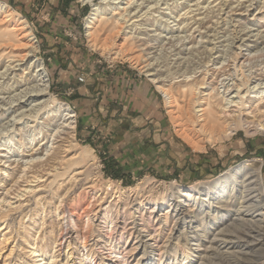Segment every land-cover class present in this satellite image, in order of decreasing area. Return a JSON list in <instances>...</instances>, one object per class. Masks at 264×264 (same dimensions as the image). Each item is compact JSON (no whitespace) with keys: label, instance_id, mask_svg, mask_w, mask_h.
Here are the masks:
<instances>
[{"label":"rangeland","instance_id":"obj_1","mask_svg":"<svg viewBox=\"0 0 264 264\" xmlns=\"http://www.w3.org/2000/svg\"><path fill=\"white\" fill-rule=\"evenodd\" d=\"M167 1L169 5L160 0L142 17L131 18L132 11L113 31L97 32L93 42L86 28L93 4L108 8V13L113 2L129 10L133 5H126L127 0H0L18 12V20L28 21L39 46L36 54L48 72L51 95L76 113L73 139L62 129L52 131L61 124L52 107L36 112L34 103L20 102L19 92L30 72L20 67L2 71L9 51L26 52L27 41L7 45L0 37V217H5L4 223L0 221V264H43L46 259H38L45 256L35 257L34 247L55 254L54 264H202L216 252L228 255L240 250L215 241L234 222L264 226L263 205L257 197L250 201L242 179L232 202L207 201L202 211L188 201L172 211L167 203L148 202L149 192L143 196L152 186V194L159 196L175 182L212 185L244 162L260 167L264 182V132L237 127L231 137L213 143L199 131L195 138L205 149L194 150L178 137L169 112L173 107L142 68L149 60L174 87L194 85L195 112L199 104L213 102L227 126L235 127L238 119L246 126L264 123V0ZM106 38L109 47L103 49ZM121 48L127 57L118 55ZM96 71L111 81L128 71L148 83L158 94L162 119L160 126L157 117L149 121L157 130L165 126L186 147V157L167 155L166 150L163 158L158 156L164 143L161 135L159 140L151 125H140V135L135 130L137 119H147L141 112L128 109L133 116L127 121L110 110L98 112L93 123L81 114L78 96L61 75L74 73L72 84L83 76L85 81L79 84L87 85L89 74ZM225 98L232 102L225 104ZM149 144L156 149L147 155L144 146ZM82 148L88 154H80ZM249 203L259 207L247 209Z\"/></svg>","mask_w":264,"mask_h":264},{"label":"bare ground","instance_id":"obj_2","mask_svg":"<svg viewBox=\"0 0 264 264\" xmlns=\"http://www.w3.org/2000/svg\"><path fill=\"white\" fill-rule=\"evenodd\" d=\"M82 1L85 3H93L94 0ZM138 1H141V3H138ZM168 2L169 1L164 0V3L162 4L169 5ZM126 3V5L129 4V6L133 5V8L129 10L125 6L122 7L121 4H118L116 2L111 3V5L109 6V13H112L113 17H107L109 14L107 12L108 8L96 6V4H93L94 7L92 9V12L89 14L86 21L87 35L90 37L91 41H96L94 35L97 32H111L116 28L118 24L126 22L127 17L131 15L132 11H134V15H132L131 18L139 16L142 17L144 14H149V12L152 11H149L150 8H152L153 6H157L160 3V0H153L150 2L148 0H127ZM195 6L199 7L200 3H196ZM144 8H147L144 13L139 14L141 11H143ZM167 9L175 10V8L173 7H168ZM11 10L9 9V6L7 4L0 3V17L2 18V25H0V30L2 28V31H0V37L5 38L4 42L7 45L10 44L8 42L22 43V40H25L27 41L25 42V45L28 46L29 50L20 53H16V51L10 50L6 69L2 72L5 73L10 70H15V67H20L19 69L23 68L27 71L26 73L30 72V76L24 79V83L22 84V86L25 85V88H23L19 92L20 99L18 100L20 102H23L24 105H31L32 103H34L32 106H34V110H36V112H40L41 110H43V108L52 107L50 108V110L52 111V115L59 116L61 120V124L52 129V131L60 132V129H62V132L67 134L66 136H68V138L70 137L74 139L76 129V113L68 103L61 102L51 95L49 89L50 79L46 70V66L36 54L39 50V46L37 40L35 39L34 33L32 32L31 27L28 25V21L25 18L19 19V21L16 18L18 12L14 9ZM187 12L188 11H186L185 14ZM171 13H173V11ZM117 15L119 17H117ZM3 26H5L4 29ZM10 26L11 29H9ZM23 30H25L26 33L23 36L19 37V35H21V31ZM108 41L109 40H107L106 38L103 43V49H107L109 47ZM98 42L96 43L98 44ZM214 48L215 46L212 47V50ZM117 53L118 55L125 54H122V48ZM128 54L126 53L124 57H127ZM118 55L116 57H118ZM225 60L226 58H224L222 61ZM153 65L154 62L145 60V64L142 66V68L145 72H147L148 76H151L152 81L157 84L158 89H160V91L165 94L164 96L166 97V103L168 104V106L173 107L169 112L172 113V119L175 123L176 133L178 137L181 138L190 147L194 148V150L201 152L203 149H205V145L203 144V142L195 138V136L198 135L197 132L199 131L207 133V138L213 143L231 137L236 131L237 127L246 128V131L249 132L251 130H254V132H264V123L246 126L245 123L242 124V122L238 119L237 125L235 127L227 126V120L221 117V110H218V107H216L213 102L211 103L208 101L209 103L207 104V106L199 104L198 106L200 108L196 111V114L194 107L195 101L191 98V94L195 93L196 87L194 88V85H191V83L189 84L188 82L179 84L177 87H174L172 83H167V81H165V79L160 76V73L157 72ZM225 101V104L232 102L228 101L227 98H225ZM220 103L219 105L222 104ZM225 104L224 106H227ZM198 113L200 114L198 115ZM196 126H200L198 130ZM82 149L80 151V154H88L87 152H89V150H87L86 148H84L83 150ZM6 171L7 169H5V172ZM240 179H242L241 181H244V191L248 192V195L246 196H250V201L253 200L254 197H257V202L263 205L260 207L261 209H263L264 182L261 170L260 167H258L257 169L250 167V163L248 162H244L241 165L237 166L230 173H228V175L225 176L224 179H221L212 185L205 184L200 186L198 183L195 185L182 186L178 185L175 182L170 185L169 190L162 192L159 196L152 194L153 186L150 187L148 191L143 192V196L144 194H147L149 192L150 195L146 197V200L148 202H153V204L155 205L167 203L169 204V208L172 207V211H174V209L181 208V202L183 203V201H188V203L191 202V207H199L201 209L204 207L207 201L211 202V200H217V203H225L228 201L232 202V200L237 197V193L239 192V182H241L239 181ZM142 182L143 181L141 180L140 183ZM145 188V186L142 187L141 191L145 190ZM130 189L132 191L135 190L136 192L138 187H132ZM141 191H139V193ZM224 205L229 206V204L227 203ZM182 206L185 207L187 206V204H184ZM246 206L247 209L252 210L259 207L258 205H254L253 203H249ZM4 218L5 217H0V221L3 223L5 220ZM221 219H223V213L221 217H219V221ZM21 221L22 218L20 219V223ZM204 229H207L206 225L204 226ZM219 235L222 238L215 239L216 243L233 244L237 248L240 247V250L228 255L216 252V256L206 257L202 264H264V261H261V259H264V226H262V224L257 225L251 222L242 221L234 222L230 228L226 227L220 232ZM259 245L260 250L257 248L259 251H256V247ZM32 247H34V243H32ZM38 251L40 252L37 253ZM31 252L35 257L45 256V258L43 257L42 259H38V261H44V259H46V262H43V264L55 263L56 257L52 252H46L43 249H35V247L31 249ZM47 253L49 254L48 258L46 257ZM161 259L162 256L159 259L160 262Z\"/></svg>","mask_w":264,"mask_h":264},{"label":"crops","instance_id":"obj_3","mask_svg":"<svg viewBox=\"0 0 264 264\" xmlns=\"http://www.w3.org/2000/svg\"><path fill=\"white\" fill-rule=\"evenodd\" d=\"M89 75L91 78H89L90 80L87 85L79 84L77 80H75L72 84L70 81L73 80L70 77H73L74 73L68 72L67 74L63 73L61 75V78L64 81H67L65 84L67 88H70V91L72 93H76L78 96L77 102L79 104L81 114H84L91 120L94 115L96 116L98 114V112L102 114L103 111L107 113V110H110L112 115L120 114L123 120L127 121V118L133 116L132 112H129L128 109H133L134 112H141L142 115L147 117V119L144 120L139 118L136 120L135 125L137 128H135V130L137 135L142 133V130L139 128L140 125H151L154 134L157 135L159 140L160 135L164 140V143L159 145L160 147L157 151L158 156L161 155L163 158L164 151L166 150L167 155L172 152V155H176L180 158L186 157V147L182 146L180 142H176L165 126L162 128L159 127L160 129L157 130L153 127L156 126L155 123H151V121H149V118L157 117V125L160 126L162 119L158 116V108L160 107L158 94L150 85H148V83H145L143 79H134L128 71H125L124 75L119 74L117 81H111L110 78H108L107 75L101 71H96ZM97 95H101L99 96L98 102L96 99ZM110 102L113 105H109ZM95 120L96 118H94L91 122L93 123ZM144 148L147 150V155L150 151L156 149L154 145L150 144L144 146Z\"/></svg>","mask_w":264,"mask_h":264},{"label":"built area","instance_id":"obj_4","mask_svg":"<svg viewBox=\"0 0 264 264\" xmlns=\"http://www.w3.org/2000/svg\"><path fill=\"white\" fill-rule=\"evenodd\" d=\"M79 82L83 83L85 81V78L83 76H80L79 78Z\"/></svg>","mask_w":264,"mask_h":264}]
</instances>
